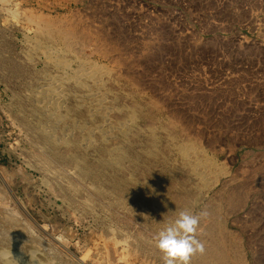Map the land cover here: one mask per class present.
<instances>
[{
  "label": "rangeland",
  "instance_id": "rangeland-1",
  "mask_svg": "<svg viewBox=\"0 0 264 264\" xmlns=\"http://www.w3.org/2000/svg\"><path fill=\"white\" fill-rule=\"evenodd\" d=\"M0 58V264H165L180 212L264 264V0H0Z\"/></svg>",
  "mask_w": 264,
  "mask_h": 264
},
{
  "label": "clouds",
  "instance_id": "clouds-1",
  "mask_svg": "<svg viewBox=\"0 0 264 264\" xmlns=\"http://www.w3.org/2000/svg\"><path fill=\"white\" fill-rule=\"evenodd\" d=\"M200 218V215L180 212L173 223L155 235V246L162 253L165 264H190L191 256L196 251H203V245L194 235L198 230Z\"/></svg>",
  "mask_w": 264,
  "mask_h": 264
},
{
  "label": "bare ground",
  "instance_id": "bare-ground-1",
  "mask_svg": "<svg viewBox=\"0 0 264 264\" xmlns=\"http://www.w3.org/2000/svg\"><path fill=\"white\" fill-rule=\"evenodd\" d=\"M21 11V10H20ZM22 12V11H21ZM16 13V12H15ZM25 13V12H24ZM33 14V13H32ZM9 15V14H8ZM16 15V14H15ZM22 15H23V13H22ZM17 16H19V15H17ZM16 16V17H17ZM15 17V18H16ZM29 17V16H28ZM36 18H38V16L36 17ZM40 18V17H39ZM42 18V17H41ZM17 19V18H16ZM27 19V18H26ZM29 19H31V21H32V18L30 17ZM39 20V19H38ZM28 21V20H27ZM34 21V20H33ZM36 22H37V20H35ZM41 21H43L42 19H41ZM30 23V22H29ZM39 23H41V22H39ZM39 23H37V24H39ZM31 24V23H30ZM32 24H34L33 22H32ZM37 24L35 23L34 25L36 26V27H38L37 26ZM42 25V24H41ZM61 25V24H60ZM59 25V26H60ZM51 26H52V24L47 20V21H45V26H39L40 28L42 27L43 28V30L45 29V32H46V34L45 35H51L53 32H52V30H51ZM57 26V25H56ZM62 26V25H61ZM7 27V26H6ZM66 27V26H65ZM37 29V28H36ZM64 29V28H63ZM56 30H58L57 28H56ZM55 30V31H56ZM65 30V29H64ZM63 30V31H64ZM33 31V30H32ZM40 31V30H39ZM35 32V31H34ZM36 32H37V30H36ZM42 32V31H41ZM61 32V31H60ZM65 32H66V30H65ZM65 32H61V33H57V35H58V39H60V41L62 42V44H64V46H67V47H70V40L71 39H69V36L67 35V33H65ZM43 33V32H42ZM48 33V34H47ZM55 34H56V32H54ZM43 35V34H42ZM49 35H48V37H49ZM44 36V35H43ZM76 37H74V39H75ZM83 38V37H82ZM57 39V40H58ZM84 39V38H83ZM56 43V42H55ZM61 45V44H60ZM63 46V47H64ZM66 48V47H65ZM72 49V48H71ZM30 50V49H29ZM63 50V49H62ZM67 50V49H66ZM65 50V51H66ZM68 52V51H67ZM72 52V51H71ZM68 54V53H67ZM72 54V53H71ZM70 54V55H71ZM13 58V57H12ZM1 59V58H0ZM2 60V59H1ZM11 60H13V59H11ZM16 60V59H15ZM15 60H14V62H15ZM72 61V60H71ZM17 63V62H16ZM1 65H8V64H4V63H0ZM20 64V63H19ZM24 64V63H23ZM52 64V63H51ZM14 65V64H13ZM16 65V64H15ZM2 67V66H1ZM86 67V66H85ZM24 69H26V68H24ZM23 67L22 66H20V67H18V66H16V67H7L6 68V71H7V74H6V77H4V78H6V79H16L17 77H19V76H21L22 75V73L24 72L23 70ZM27 72V71H26ZM29 72V71H28ZM105 72V71H104ZM124 83H125V81H124ZM131 86V85H130ZM132 90V89H131ZM135 90V89H134ZM124 95V94H123ZM128 95V94H127ZM129 96V95H128ZM22 98V97H21ZM140 99V98H139ZM67 104V103H66ZM152 105V104H151ZM126 109V108H125ZM48 110V109H47ZM156 110V109H155ZM60 112V111H59ZM154 112V111H153ZM47 113H49V112H47ZM133 113V112H132ZM148 113V112H147ZM67 115V114H66ZM134 115H136V114H134ZM144 115V114H143ZM149 116V115H148ZM145 118V117H144ZM150 118V117H149ZM50 121V120H49ZM152 121V120H151ZM173 132H174V130H173ZM154 137V136H153ZM179 139H181V138H179ZM183 143V142H182ZM32 145V144H31ZM171 146V145H170ZM180 147V146H179ZM183 149H184V147H183ZM34 155V154H33ZM195 155V154H194ZM37 158V157H36ZM47 158V157H46ZM86 167V166H85ZM112 172V171H111ZM50 174V173H49ZM123 177V176H122ZM171 185V184H170ZM171 188V187H170ZM172 195V194H171ZM171 197V196H170ZM173 197V196H172ZM182 198V197H181ZM181 198H179V197H174V199H173V201L176 203V205L177 204H179V203H181V201H183ZM187 198V197H186ZM188 199V198H187ZM119 200V199H118ZM171 201H172V199H171ZM170 201V202H171ZM155 203V202H154ZM182 205V204H181ZM180 205V206H181ZM170 207V206H169ZM168 207V208H169ZM165 208V207H164ZM172 218V217H171ZM167 219V218H166ZM161 221V220H160ZM155 222V221H154ZM156 223V222H155ZM158 224V223H157ZM156 224V229H158V227L160 226L159 224L157 225ZM1 225V224H0ZM154 225V224H153ZM158 226V227H157ZM220 226V225H219ZM214 227L216 228V227H218V226H210V232L211 233H213L214 231H213V229H214ZM136 228V227H135ZM134 228V229H135ZM223 228V227H222ZM220 232H222V231H220ZM209 234V233H208ZM129 237V236H128ZM112 238V237H111ZM129 239V238H128ZM221 240V239H220ZM220 240H219V238L217 239V242H215L212 246H210V247H208L207 248V250L205 251V252H202V251H196L194 254H196V259H195V261H196V264H240V260L238 259L237 261H236V259H235V261L233 262V261H230V258H229V255H228V251L226 250V248L223 246V244L220 242ZM116 241V240H115ZM144 242V244L146 243L145 241H143ZM128 243V242H127ZM122 244H124L123 242H122ZM142 243H139L138 245L140 246L139 247V249L140 250H142L143 251V254L144 255H146V251H145V249L143 248V246L141 245ZM118 245V244H117ZM116 246V245H115ZM107 247V246H106ZM142 247V248H141ZM124 249V248H123ZM235 249V248H234ZM125 250V249H124ZM238 250V249H237ZM134 251H135V249H134ZM137 251V250H136ZM158 251V250H157ZM233 251V250H232ZM3 252V251H2ZM130 252V251H129ZM201 252V253H200ZM238 252V251H237ZM200 253V254H199ZM151 254V253H150ZM158 254H159V252H158ZM2 256H3V254H1ZM146 257V256H145ZM3 258V257H2ZM150 258L151 257H149V260H150ZM193 259V258H192ZM241 259V258H240ZM146 260V259H145ZM144 261V260H143ZM9 262V261H8ZM146 262V261H145ZM153 263V262H152Z\"/></svg>",
  "mask_w": 264,
  "mask_h": 264
}]
</instances>
